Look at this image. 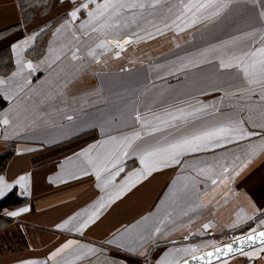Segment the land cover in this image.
Here are the masks:
<instances>
[{"label":"crops","instance_id":"obj_1","mask_svg":"<svg viewBox=\"0 0 264 264\" xmlns=\"http://www.w3.org/2000/svg\"><path fill=\"white\" fill-rule=\"evenodd\" d=\"M84 2L86 0H0V49L8 47L11 63L6 69L0 67L3 68L0 80L5 81L0 85V97L4 100L0 116L6 113L11 121L9 125L0 124V154L13 149L0 176L12 185L5 194L15 189L23 198L19 205L2 211L10 221L0 228V235H10L12 231L18 235L14 238L15 249L3 247L0 264L24 261L54 264L48 257L68 240L79 244L57 257L55 264H105L113 258L118 264H156L169 249L213 241L216 236L239 228L250 231L264 227L260 224L264 220L261 215L264 213V151H258L240 170L247 146L259 143L260 136L185 158L214 163L217 158L226 156L223 163L231 168L234 157H240L236 161L239 174L227 184L212 186L210 180L197 177L199 198L203 199L204 206L187 216L183 213L188 203L174 204L168 194L174 182L179 186L183 176L195 173L191 168L182 171L181 167L170 166L136 184L83 233L56 227L105 195L96 186V177L86 166L84 156L79 154L109 136L141 131V124L134 118L137 110L142 118H151L165 110L197 101L219 102L224 97L223 103L217 105L220 114L206 116L194 125L199 128L222 122L229 116L246 119L248 109L242 106L251 103L258 111L255 106L261 102L258 91L250 98L242 96L240 92L247 86L242 72L220 70L217 58L208 57L210 62L194 68L182 69L181 64L182 58L189 54L264 28L259 19L264 0H233L229 8L211 21L198 22L183 32L166 31L156 40L148 39L139 44L133 41L128 44V64L115 55L120 49L114 47L100 56L99 63L87 56V49L102 37L97 33L84 36L79 31L80 22L87 19L85 10H81L73 25L78 40L72 29L61 28L70 19L67 14ZM180 2L177 0V5ZM24 3L34 5L26 19V8L21 5ZM33 34H36L35 39L24 49L22 58L31 61L35 71L25 69L23 78L14 77L17 65L11 45ZM124 35L135 36L131 32ZM260 46L261 36L257 33L254 38L242 40L234 51H250ZM74 48L80 49L82 59L79 61L71 60ZM58 52L61 59L56 60ZM52 96L56 98L50 99ZM67 116L73 119L68 120ZM245 126L249 131H261L250 124ZM164 135L167 133L145 136L140 143H153ZM70 140L77 142L64 150L62 147L72 142ZM123 166L125 171L116 177L113 188L119 187L129 173L140 167L138 159L131 155ZM82 169L88 175H83ZM20 176L28 177L27 189L18 183ZM21 208L29 211L15 217L7 215ZM165 211L173 213L176 223L166 229V236L158 235L154 241H146L138 252L118 251L106 243L119 231L134 225L139 228ZM245 214L254 219L237 228L230 227L238 216ZM145 217L150 220L146 222ZM205 223H211L212 227L204 230ZM186 235L188 240H184ZM79 245H90L102 251L75 259L83 251ZM259 249L257 245L245 251ZM140 252L145 254L142 256ZM221 264H264V252L251 257L237 253L222 259Z\"/></svg>","mask_w":264,"mask_h":264},{"label":"snow or ice","instance_id":"obj_2","mask_svg":"<svg viewBox=\"0 0 264 264\" xmlns=\"http://www.w3.org/2000/svg\"><path fill=\"white\" fill-rule=\"evenodd\" d=\"M245 2H254V0H245ZM232 3L233 0H187L186 3L181 0L180 4L171 5L168 9L170 13L175 12V19L171 23H165L163 28H155L153 32H146L143 36L135 34V39L136 41L145 38L153 39L155 35H162L168 29L183 32L198 22L211 21L219 17ZM90 5H94V7H90ZM161 7H163L161 0H102V2L86 0L67 14L70 19L65 21L61 28L72 29L73 35L78 40L79 36H77L73 25L79 19L81 10H85L87 19L80 22L79 31L84 36L97 33L99 37H102L96 41L94 46L89 47L86 53L88 57L99 63L100 56L112 50L113 47L122 51L126 45L133 42L132 36L123 35V31L129 27V22L136 23L138 18H143L146 13L151 14ZM259 19L264 25V9L260 11ZM59 31L58 28L57 32ZM257 33L261 36L260 47L250 51H234L242 40L254 38ZM35 35L33 34V36L26 37L11 45L17 65V71L12 74L14 77L23 78L25 69L30 72L35 71L32 62L24 61L22 58L24 49L29 47L35 39ZM52 51L53 49L50 48L49 52ZM79 51V48L72 49V61L82 59ZM115 55L119 57L120 51H116ZM208 57L219 60L220 70L236 69L242 72L247 86L241 90L240 94L250 98L258 91L261 101L255 106L258 111L254 110L251 103H247L242 106L248 109L246 119L240 116H229L222 122L197 128L194 125L206 116L220 114V108L217 105L223 103L224 97H221L219 102L204 104L197 101L196 104L165 110L162 114L152 115L151 118H142L141 113L137 110L134 118L136 122L141 124V131H134L119 137L109 136L107 139L98 142V145H91L79 154L84 156L86 166L92 170L96 177V186L105 195L100 196L89 208L58 224L56 226L58 229L83 233L101 217L108 207L136 184L145 180L153 172L170 166L181 167L182 171L191 168L195 173V175L183 176L179 186L174 182L168 194L174 204L177 202L188 203L189 207L183 213L184 216H187L189 212H194L204 206L203 199L199 198L200 193L197 187L199 180L197 177L210 180L212 186L227 184L239 174L236 161H239L240 157H234L231 168L223 163V160L227 158L226 156L217 158L214 163H209L203 159L187 160L186 157L224 149L233 143L260 136L259 143L247 146V151L244 152L245 160L240 165V170H243V167H246L247 163L250 162L251 157H254L258 151H264V28L255 29L252 32L244 33L242 36L210 45L195 54H189L182 58L181 68L199 67L201 63L210 62ZM55 59H61L59 52ZM4 83L5 81L0 80V85ZM220 90L214 89V91ZM232 94L235 95V93ZM57 95L62 96V93H57ZM55 98V96L50 97L52 100ZM5 99L7 100L8 97L5 96ZM67 119L72 120L73 117L67 116ZM10 123L6 113L0 116V124L9 125ZM246 124H250L254 129L259 128L261 131H249L245 126ZM157 133H167V135L153 143H140L145 136L151 137ZM130 155L138 159L140 167L129 173L119 187L113 188L116 177L125 171L123 165ZM82 173L88 175V172L83 169ZM68 175L74 179L77 178L71 173ZM27 182V176L19 177L18 183L22 188L27 189ZM11 188L12 185L6 183L4 177L0 176V196H3ZM205 195L207 194L205 193ZM27 211H29L28 208H21L18 211L7 213V215L15 217ZM253 219L254 216L246 214L238 216L230 227L237 228ZM144 220L147 222L150 218L145 217ZM175 223L176 218L173 213L165 211L162 216L153 218L150 223H145L139 228L134 225L119 231L117 236L106 241V243L113 245L118 251L136 253L144 247L146 241H154L158 235L166 236V229ZM260 224L264 225V220H261ZM211 227V223L203 225L204 230ZM188 239L189 236H184V240ZM171 243H175V241H171ZM257 243L260 245L258 251H245V247L251 248ZM78 244L79 242L76 240H68L60 248L53 251L48 259L55 264L57 257ZM79 247L83 251L75 259L102 251L90 245H79ZM205 249L210 250L205 251ZM259 252H264V231H257L256 228H252L247 234L235 236L230 242L222 245H217L215 241H207L199 245L188 244L184 247L169 249L156 264H221V257H228L237 253L251 257L258 255ZM139 254L143 256L145 253L140 252ZM22 264H36V262L24 261ZM105 264H118V262L113 258L106 260Z\"/></svg>","mask_w":264,"mask_h":264},{"label":"rangeland","instance_id":"obj_3","mask_svg":"<svg viewBox=\"0 0 264 264\" xmlns=\"http://www.w3.org/2000/svg\"><path fill=\"white\" fill-rule=\"evenodd\" d=\"M161 3L163 7L156 9L154 12H151V14L146 13L143 18H138L136 23L129 22V27L128 29H125L123 31V35L125 33L131 32L133 34H138V35L143 36L146 32H153L155 28H163V25L165 23H171V21L175 19V12L170 13L168 9L171 5H177V0H161ZM169 30H174V29L165 30L164 33ZM159 37L160 35H155V38L153 39L156 40V39H159ZM145 40H148V39L145 38V39L136 41L135 36L133 37V41L136 42L137 44L142 43ZM129 50L130 48L128 47V45H126L122 51L120 50L119 57L122 63L128 64ZM248 231H249L248 228L235 229L232 231H228L225 234L216 236V238L213 241H215L218 244V243L227 241L229 239H232L235 236H239L244 233H247Z\"/></svg>","mask_w":264,"mask_h":264},{"label":"trees","instance_id":"obj_4","mask_svg":"<svg viewBox=\"0 0 264 264\" xmlns=\"http://www.w3.org/2000/svg\"><path fill=\"white\" fill-rule=\"evenodd\" d=\"M23 8H26V13L24 14V18L26 19L27 16L32 13L34 5L31 3H24L21 4ZM10 54L8 47H3L0 49V67H4L5 69L10 66ZM3 68H0V70ZM4 105V100L0 97V109ZM72 142L68 143L67 145L63 146L62 148L64 150H67L69 147H72V145H75L77 142L76 140H70ZM13 153V149L10 148L8 151L0 154V172L3 170L6 162L10 158V156ZM23 198L17 195L16 190L12 189L8 193H6L4 196L0 198V228L4 225H6L10 219L2 212L5 208H12L20 203H22ZM18 232L12 231L9 235L8 233H4L3 235H0V253L3 251V247L5 249H15L16 247L13 246L16 241L14 240L15 237H17ZM23 241H21L20 245H22Z\"/></svg>","mask_w":264,"mask_h":264},{"label":"water","instance_id":"obj_5","mask_svg":"<svg viewBox=\"0 0 264 264\" xmlns=\"http://www.w3.org/2000/svg\"><path fill=\"white\" fill-rule=\"evenodd\" d=\"M257 231H264V227L257 229ZM247 233H248V232H247ZM247 233H244V234L239 235V236H243V235H245V234H247ZM232 239H233V238H232ZM232 239H229V240H227V241L221 242V243H219V244H217V245H222V244H224V243H228V242H230ZM257 245H259V243H257L255 246H257ZM251 248H252V247H251ZM247 249H249V247H245V250H247ZM207 250H210V249H205V251H207ZM229 256H232V255H229ZM229 256H228V257H229ZM224 258H227V257H221V260L224 259Z\"/></svg>","mask_w":264,"mask_h":264}]
</instances>
